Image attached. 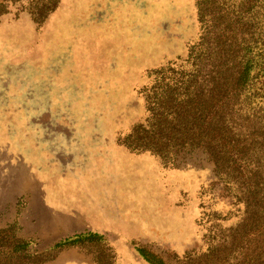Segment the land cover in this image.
<instances>
[{
  "label": "rangeland",
  "instance_id": "374dc122",
  "mask_svg": "<svg viewBox=\"0 0 264 264\" xmlns=\"http://www.w3.org/2000/svg\"><path fill=\"white\" fill-rule=\"evenodd\" d=\"M196 1L0 0V228L53 256L31 264H150L136 246L165 264H264L260 221L211 254L238 217L214 219L232 207L203 152L165 165L120 142L146 118L150 71L198 40ZM88 231L102 239L47 250Z\"/></svg>",
  "mask_w": 264,
  "mask_h": 264
},
{
  "label": "trees",
  "instance_id": "16d2710c",
  "mask_svg": "<svg viewBox=\"0 0 264 264\" xmlns=\"http://www.w3.org/2000/svg\"><path fill=\"white\" fill-rule=\"evenodd\" d=\"M58 2L51 0V9ZM196 6L198 40L183 60L150 71L143 93L146 118L120 142L165 165L179 154L200 150L207 156L212 187L232 207L214 219L220 225L238 217L225 237L212 235L211 254H217L237 250L249 223L264 225V0H197ZM17 225L0 228V264L53 258L36 259L32 240L18 235ZM101 239L96 232L75 233L47 250ZM136 250L150 264H165L144 246Z\"/></svg>",
  "mask_w": 264,
  "mask_h": 264
}]
</instances>
